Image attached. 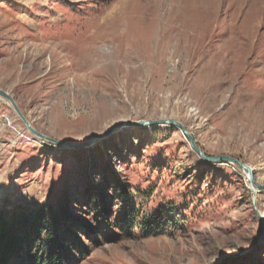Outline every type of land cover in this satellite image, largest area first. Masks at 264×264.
Returning <instances> with one entry per match:
<instances>
[{"label": "rangeland", "instance_id": "1", "mask_svg": "<svg viewBox=\"0 0 264 264\" xmlns=\"http://www.w3.org/2000/svg\"><path fill=\"white\" fill-rule=\"evenodd\" d=\"M0 88L80 145L0 96V211L58 264H264V0H0Z\"/></svg>", "mask_w": 264, "mask_h": 264}, {"label": "trees", "instance_id": "2", "mask_svg": "<svg viewBox=\"0 0 264 264\" xmlns=\"http://www.w3.org/2000/svg\"><path fill=\"white\" fill-rule=\"evenodd\" d=\"M37 213L31 216L26 212H13L12 216L0 211V264H29L31 248L35 240L46 231L44 243L48 246V258L46 264H58L60 259L65 258V247L62 236L53 234L41 227V221ZM34 237V239H33ZM36 238V239H35ZM27 243L28 247L22 248ZM37 245V243H36ZM40 262V260H37ZM33 264V263H31ZM37 264V263H36Z\"/></svg>", "mask_w": 264, "mask_h": 264}, {"label": "water", "instance_id": "3", "mask_svg": "<svg viewBox=\"0 0 264 264\" xmlns=\"http://www.w3.org/2000/svg\"><path fill=\"white\" fill-rule=\"evenodd\" d=\"M0 96L5 97L6 99H8L13 107L15 108L17 114L19 115V117L22 119V121L26 124V126L28 127V129L37 137L48 140L50 142H53L55 144H60V145H66L69 147H79L80 145H76V144H68L65 142H62L60 140L54 139L52 137H49L48 135L44 134L43 132L39 131L33 124L32 122L27 118V116L24 114V112L22 111V109L20 108V106L18 105L16 99L8 92L5 91L3 89L0 88ZM134 125H147V126H155V125H162V124H166V125H170V126H176L180 129H182L184 131V133L187 135V137L190 139L192 146L194 148V150L206 161L208 162H213V163H217V162H226V163H237L240 166H242L245 170H247L252 178H253V169L247 165L246 163H244L243 161L239 160L238 158L235 157H231V156H227V155H217V156H211L208 155L207 153H205L201 147L197 144L195 138L191 135V133H189V131L187 130V128L178 121L172 120V119H162V120H141V121H133L131 122ZM259 188H264V186L262 185H257Z\"/></svg>", "mask_w": 264, "mask_h": 264}]
</instances>
